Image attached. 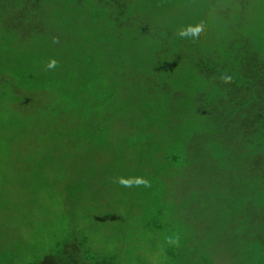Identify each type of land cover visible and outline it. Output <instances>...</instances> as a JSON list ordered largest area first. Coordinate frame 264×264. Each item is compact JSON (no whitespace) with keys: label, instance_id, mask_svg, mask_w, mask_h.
<instances>
[{"label":"rangeland","instance_id":"obj_1","mask_svg":"<svg viewBox=\"0 0 264 264\" xmlns=\"http://www.w3.org/2000/svg\"><path fill=\"white\" fill-rule=\"evenodd\" d=\"M220 1L218 8L203 7V15L197 16L196 7L183 4L181 10L171 0H144L137 13L156 49L160 48L155 38L166 33L165 22L177 11L184 16L183 25H204L202 47L210 45L243 4L247 15L256 6L264 15V0ZM73 17L75 21L54 39H62L68 27L71 35L80 30L76 44L89 42L98 56L86 75H76L81 72L73 61L68 68L61 65L54 80L32 73L30 80L4 81L5 89L17 85L32 93L15 92L13 104L7 105L11 114L0 121V264H29L49 254L63 264H91L104 257H114L117 264H264V173L259 181L243 179L235 193L225 197V191L203 185L206 168L197 177L172 169L176 134L166 114L154 117L157 112L142 92H131L128 86L119 92L110 88L114 74L125 82L146 75L160 82L165 67L157 50L126 54L119 64L109 44H101L99 38L108 25L96 22L90 10ZM47 20L42 18L44 24ZM181 24L178 21L175 28ZM34 36L28 34L18 47L36 45ZM1 43L0 36V48ZM9 61L25 68L27 57L15 51ZM128 95L141 98L142 111L124 110L122 98ZM27 99L30 102L23 103ZM4 103L0 99V110ZM42 113L47 125L55 120L56 131L65 129L69 138L47 139L52 132L44 134ZM100 128L108 130L103 139ZM19 136L21 145L7 142ZM118 177L144 178L150 187H122L113 182ZM174 235L179 236L178 245L167 241Z\"/></svg>","mask_w":264,"mask_h":264},{"label":"trees","instance_id":"obj_2","mask_svg":"<svg viewBox=\"0 0 264 264\" xmlns=\"http://www.w3.org/2000/svg\"><path fill=\"white\" fill-rule=\"evenodd\" d=\"M85 1L89 2L88 6L84 4ZM142 1L0 0V36L3 41L0 48V99L6 101L0 110V121L11 114V107L7 105L10 102L13 104L15 92L32 93L19 89L17 85L11 90L5 89V80H30L32 73L54 80L61 65L68 68L73 61L81 72L76 75L83 76L88 66L96 62L98 56L87 46L89 42L76 44L75 37L80 30L71 35L68 27L62 39H54L55 34L67 29L66 24L75 21L73 14L77 11H94L96 22L108 25L109 28L99 33V38L102 39L101 44H109L115 53L112 59L119 61V64L124 63L126 54H143L155 47L150 35L146 34L148 26L137 13V10L142 11L138 8L140 2L142 7ZM76 4L78 6L75 7ZM172 4H177L180 9L183 4L184 7H196L195 14L199 16L203 15V7L218 8L222 3L220 0H171ZM245 6L243 4L238 14H233L223 24L213 35L210 45L205 47L201 46L200 40L193 43L176 36L178 21H182L180 27L189 26L183 25L184 16L177 11L171 20H166L165 26L169 27L166 33L155 38L160 49L155 47L158 58L156 55L154 57L162 68L165 67V76L161 81L154 82L156 77L153 75L129 82L121 77V80L117 79L118 74L111 77L112 92H119L125 86L131 92H142L148 96L149 106L157 112L154 117L161 118L165 113L169 118L168 123L176 134L171 168L194 177L201 173V168H206L203 185L212 187L218 193L225 191V197H231L237 183L241 185L243 179L259 181V175L264 173V15L257 6L247 15ZM223 13L227 14L228 11L223 10ZM44 16L48 19L46 24L42 22ZM142 16H153L152 21L162 19L154 15ZM31 33H34L37 44H32L26 50L18 47L26 42L27 35ZM68 34L70 39L66 38ZM43 41H46V46ZM4 49H8V53ZM15 51L27 57L25 68L11 65L9 59ZM51 59L58 62L57 66L46 70ZM118 68L124 72L121 66ZM225 73L232 77L231 83L220 81ZM6 76L10 79H5ZM110 99L114 101V96ZM122 100L123 108L128 113H139L143 109L138 96L128 95ZM26 102H30V99L23 103ZM114 107L118 108V104L114 103ZM48 113L51 115L50 111ZM54 113L58 115L59 112L54 110ZM42 119L44 134L52 132L45 134L47 139L52 136L65 140L69 138L65 129L56 131L58 125L55 120L47 125L43 113ZM100 129L103 133L99 139H103L108 130ZM22 137L8 139L7 142L17 141L21 145ZM86 139L89 140L88 137ZM66 247H70L69 244ZM71 247L75 249L74 244ZM76 250L80 252L78 248ZM69 258L72 259L71 256ZM29 264L63 263L57 255L49 254ZM80 264L89 263L85 261ZM91 264L117 262L114 257H104Z\"/></svg>","mask_w":264,"mask_h":264},{"label":"clouds","instance_id":"obj_3","mask_svg":"<svg viewBox=\"0 0 264 264\" xmlns=\"http://www.w3.org/2000/svg\"><path fill=\"white\" fill-rule=\"evenodd\" d=\"M205 35V27L203 24H197L195 26H184L181 27L177 30L176 32V36L179 37L180 39H184V40H190L193 43L199 41L200 39L203 38V36ZM58 43V41H55ZM57 61L55 59H51L47 65H46V70L49 69H54L57 66ZM220 81L224 84H228L231 83L232 81V77L230 75H228L227 73H225L224 75H222L220 77ZM114 183H118L120 186L122 187H140V186H144V187H150V182L145 180L144 178H129V179H125L123 177H118L116 178L114 181ZM167 241L169 244H179V236L178 235H174L171 237L167 238Z\"/></svg>","mask_w":264,"mask_h":264}]
</instances>
